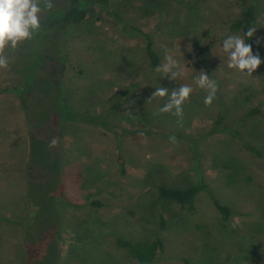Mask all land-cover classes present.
I'll return each instance as SVG.
<instances>
[{
  "label": "rangeland",
  "instance_id": "obj_1",
  "mask_svg": "<svg viewBox=\"0 0 264 264\" xmlns=\"http://www.w3.org/2000/svg\"><path fill=\"white\" fill-rule=\"evenodd\" d=\"M52 2L41 19L46 32L68 5ZM250 4L260 48L253 54L264 61V0H110L116 16L88 5L86 18L61 36L71 65L59 97L81 119L59 113L69 204L57 264H138L115 245L116 237H159L163 252L152 264H264V62L252 77L242 75L228 68L222 47L227 35L238 34L230 25ZM147 39L160 65L167 52L186 65L185 75L162 76L144 50ZM38 40L6 50L10 66L0 69V89H8L0 93V264L25 259L8 221L21 218L26 201L28 139L15 88L24 83L29 50H40ZM199 71L218 82L211 106L195 84ZM182 84L193 92L180 126L175 115L157 114L168 97L152 94ZM199 178L206 187L196 195L194 214L158 196L160 185L182 189ZM212 196L231 208L227 220ZM93 200L104 205L84 206Z\"/></svg>",
  "mask_w": 264,
  "mask_h": 264
},
{
  "label": "trees",
  "instance_id": "obj_2",
  "mask_svg": "<svg viewBox=\"0 0 264 264\" xmlns=\"http://www.w3.org/2000/svg\"><path fill=\"white\" fill-rule=\"evenodd\" d=\"M67 1V7L56 14L57 21L52 29L46 32L41 28L42 34L40 32L36 34L40 50H29L30 59L24 83L15 88L25 116L28 139L26 201L21 218L8 221L16 227L21 240L25 252L23 264H57L61 246L60 227L63 209L69 204L65 197L63 184V178L67 176L69 170L64 168L59 113L63 112L69 118L81 119V117L76 116L74 111L65 106V99L62 96L59 97V91L63 90V71L66 66L71 65L65 50H62L64 39L61 36L66 35L86 18L88 5H96L116 16L109 9L110 0ZM256 26L254 4L245 6L239 17L230 25L231 31L240 34L247 43L252 45L253 53H258L260 50L256 32L251 38L244 34L250 27ZM133 28L141 31L136 27ZM143 35L148 38V34L144 33ZM58 39L61 44L58 43ZM144 50L152 66L160 65V58L149 39H147ZM46 88L47 93L44 96L43 91ZM7 90L6 88L0 89V93ZM53 137L58 138V144L49 147ZM117 161L121 173H125L124 159L121 153L117 155ZM205 187L202 178H199L195 184L182 189L160 185L157 193L161 199L174 201L185 207L190 214H194L196 195ZM212 201L222 218L227 220L232 214L231 208L214 196H212ZM102 205L104 203L100 200L84 204L86 207ZM114 243L135 259L138 264H152L158 254L163 252L164 247V243L159 237L149 241H131L116 237ZM256 258H259L258 255Z\"/></svg>",
  "mask_w": 264,
  "mask_h": 264
},
{
  "label": "clouds",
  "instance_id": "obj_3",
  "mask_svg": "<svg viewBox=\"0 0 264 264\" xmlns=\"http://www.w3.org/2000/svg\"><path fill=\"white\" fill-rule=\"evenodd\" d=\"M52 8V0H0V69H8L10 66V58L6 55V50L15 51L25 41H31L41 30L42 14ZM256 30V27H250L244 35L251 38ZM222 47L228 54V68L237 70L242 75L252 77L253 72L264 62L259 54H253L252 45L241 35H227ZM189 49H191L190 44ZM185 67L186 65L180 64L166 52L165 62L157 67V71L162 72V76L170 74L171 79L175 81L185 75ZM194 80L195 84L207 93L204 97L205 106H211L219 90L218 82L211 79L205 71H199ZM192 92L193 87L189 84H182L172 89L170 93L167 87H156L152 97H168L167 102L157 110V114L171 113L178 117L177 123L182 126L183 105ZM170 139L173 143L177 142L175 136ZM57 144L58 138L53 137L49 147Z\"/></svg>",
  "mask_w": 264,
  "mask_h": 264
}]
</instances>
